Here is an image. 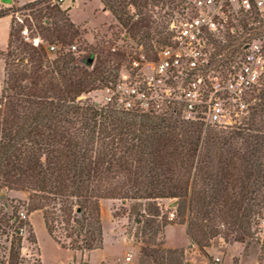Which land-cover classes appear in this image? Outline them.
<instances>
[{"label":"trees","instance_id":"16d2710c","mask_svg":"<svg viewBox=\"0 0 264 264\" xmlns=\"http://www.w3.org/2000/svg\"><path fill=\"white\" fill-rule=\"evenodd\" d=\"M99 1L127 30L121 39H130L147 52L167 45L170 31L144 9L160 4L173 9L188 7V0ZM131 6L138 8L140 16L130 13ZM23 7L29 10L34 25H22L18 30L12 19L2 52L13 56L23 47L31 67L18 65L24 57L12 58L2 88L9 111L0 125V196L4 187L30 188L28 213L43 211L41 200L51 202L53 210L43 211L46 230L62 248L71 250L102 247L99 199L116 198L147 200L156 216L160 215L157 199H177L175 212H189L187 234L201 250L207 246L203 240L219 232L200 221H215L213 212L221 213L238 234L237 240L244 241L256 218L264 214V77L254 90L247 113L226 127L187 120L178 104L165 103L160 111H141L95 101L82 103L78 100L82 94L115 82L120 68L110 63V54L101 58L93 52L81 57L83 66L77 64L70 47L81 50L72 40L78 30L69 17V7L63 8L56 0H34ZM13 11V7L1 9L0 17ZM252 23L250 31L264 38V22L254 19ZM25 26L32 37L46 40V46L59 42L68 48L49 51L54 55L50 58L42 43L24 40L21 29ZM113 54L117 60L124 55L120 51ZM132 58L126 59L128 63ZM90 66L91 70L86 68ZM20 75L30 76L31 84L23 85ZM19 211L13 208L11 215L0 221L1 231L5 226L17 235L27 226ZM140 219L136 216L134 221L140 223ZM58 221L65 226L68 245L55 235L54 223ZM149 221L143 223L148 232L146 242L159 247H141L140 264H183L182 250L161 248L169 222ZM160 230L163 243H153ZM15 243H20L19 237ZM12 251L9 264H21L18 247ZM261 251L262 263L264 246Z\"/></svg>","mask_w":264,"mask_h":264},{"label":"rangeland","instance_id":"374dc122","mask_svg":"<svg viewBox=\"0 0 264 264\" xmlns=\"http://www.w3.org/2000/svg\"><path fill=\"white\" fill-rule=\"evenodd\" d=\"M29 2H32V0H18L19 4L17 3L12 6L14 11L11 15L15 27L18 30L22 25H34L35 20L30 16L29 10L23 7V5ZM62 7H69V17L78 30V33L72 38V40L81 52H78L76 47L75 49L70 47V50L76 53L77 64L83 66L81 57L93 52L95 56L101 58H104L106 54H110V58H112L110 63L118 66V68H120L119 70L129 68L130 62L128 63V61L132 56L135 58L137 57L142 45H136L133 41L127 38L126 41L121 39L123 36H126L127 30L123 29L116 22L111 13L103 8V5L99 0H66L62 4ZM144 11L145 13L151 14L152 19L156 20V22H163L164 25L167 26L166 31H168L171 20L175 18L178 12H182L183 9H180V7L173 9L172 5L168 6L160 4L158 6L150 5L148 10L144 9ZM130 13L132 15L139 14V10L138 8L131 6ZM135 18H137V16H135ZM10 26L11 20L9 18L6 17L0 19V47H3L7 42L10 33ZM152 26H155V24L152 23ZM28 32L30 39L33 37H39H32L29 29ZM46 42V40L42 39V45L46 46ZM57 45L63 50L68 48L66 44L64 45L59 42ZM131 47H134L132 49L133 51H131ZM5 49L0 51V125L3 119L7 117L6 112L9 111V100L4 98L2 88L5 85L7 71L10 67L9 64L12 63V58L24 57L23 61L19 62L18 65L31 67L27 55L25 56L23 52V47L16 49V55L13 54V56H7L6 52L3 56L2 52H4ZM143 50H145L144 47ZM117 51L124 54L122 57L118 58V60L113 54ZM154 51L155 47L154 50L149 52L153 53ZM130 52L132 53L131 57L129 55ZM48 54L50 58L54 57L53 53L49 52ZM135 58H132V60ZM126 59L129 60L127 61ZM45 65L44 67H47ZM86 68L91 70L92 67L90 66ZM29 77L30 76L22 77L20 75L18 79L20 82L22 81L23 85L28 86L31 84V79H29ZM116 82L117 79L115 82L109 83L108 86H114ZM105 88H99L90 93L82 94L78 100L82 103L98 101L99 104H102V102L105 101ZM254 90L249 95L250 102L252 95L255 94ZM242 116L234 115V111L229 109L228 117L226 118L229 122L226 123L227 125L225 126H218L226 127L233 125ZM2 190L3 196H0V221L6 218L7 215H11L13 208H15L25 212L26 217L23 219H25L24 221L27 226L24 229L23 240L21 239V235H16L13 229L1 226L5 230H0V264H9V252L11 249L13 250L12 252H16L17 247L20 253L19 262L21 264H41L40 254L43 264H63L68 263L71 260L80 262L81 264H140L141 247H159L151 242H146L148 239L146 234L148 232L144 225L146 219L150 221L155 219L159 223H162V220L164 221V219H166L169 222L167 228L170 226L168 229L170 240V243L168 244L170 245L163 244L161 248L164 246L166 248L170 247V249L179 248L182 250L183 264H214L215 257L219 258V264H264V262L261 263L260 260V256L262 255L261 248L264 246V214L256 218V222L252 224V228L250 229V235L246 236L244 241H238L236 238V235L238 234L230 229L229 225L225 223L224 218L220 215L221 213L213 212L212 220L215 221H209L206 218L200 221H202V223L213 225L219 232L214 235L209 234L207 238L203 240L204 244L207 246L204 247V250H201L199 245L192 241L187 234V222L190 219L189 212L187 210L185 213L175 212L178 205L177 199H157L156 203L160 209L159 216L155 215L156 209L153 207L151 208V202L147 200L135 201L123 198L99 199L101 224L103 233H105L107 237V245L104 249H98L90 253L84 249L72 250L71 252L65 250V248H61L60 244L50 237L46 230L43 221V211L53 210L51 202L41 200L44 210H35L28 213L27 208L30 207L32 203V201L29 200V196L33 194V191L30 188L26 187L25 190H16L4 187ZM174 201L177 202V205L171 207L170 203ZM151 209L152 211L150 212ZM149 212L150 214H148ZM170 212H174L173 218H170ZM136 216L141 217L140 223L134 221ZM71 224L72 223L70 222L69 225ZM69 225H67L69 229L68 232H70ZM64 227L65 226L61 221L55 222L54 232L61 242L68 245L70 240L65 236L67 233L64 230ZM165 228L163 233L165 237L164 242L166 241ZM144 230H146V232ZM162 231L163 230H160V234H158L159 236L154 237L152 240L153 243H163ZM196 234L200 238L199 234ZM17 237L20 238V243L18 244L15 243ZM111 239L116 242L112 246L110 244ZM21 248L24 249V251L21 252ZM131 252L133 255L132 258L125 260L124 257H127ZM105 254H112L113 256L107 262L100 261ZM171 256L175 255L172 254ZM129 257L131 256L129 255Z\"/></svg>","mask_w":264,"mask_h":264},{"label":"built area","instance_id":"2783aa9c","mask_svg":"<svg viewBox=\"0 0 264 264\" xmlns=\"http://www.w3.org/2000/svg\"><path fill=\"white\" fill-rule=\"evenodd\" d=\"M56 1L62 6L66 0ZM254 19L264 22V0H188L170 22L168 44L153 53L142 46L129 68L118 71L115 85L105 88L101 105L160 111L165 103L178 104L185 119L220 126L229 122V109L245 115L249 95L264 77V38L250 31ZM21 32L25 40L42 43L40 37L30 39L26 27ZM19 216L26 214L19 211Z\"/></svg>","mask_w":264,"mask_h":264},{"label":"crops","instance_id":"0c3cea01","mask_svg":"<svg viewBox=\"0 0 264 264\" xmlns=\"http://www.w3.org/2000/svg\"><path fill=\"white\" fill-rule=\"evenodd\" d=\"M32 1H34V0H32ZM18 3V0H0V10L1 9H6V8H10V7H12L13 5H15V4H17ZM19 4V3H18ZM9 18L11 21H12V15L10 14V15H5V16H3V17H0V19H2V18ZM9 38V37H8ZM7 43H8V39H7V42L4 44V46L3 47H0V51L1 50H4L5 49V47L7 46ZM31 217V216H30ZM169 227L170 226H168V228H167V226H166V228H165V232H166V241H165V245L166 244H168V243H170V240H169V233H168V229H169ZM107 237H106V234L105 233H103V244H102V247L101 248H97V249H93V250H90V251H88V253H90V252H92V251H95V250H98V249H104L105 248V246L107 245V239H106ZM164 239H165V237H164ZM116 242H115V240L113 241L112 239H111V241H110V244H111V246L113 245V244H115ZM170 244H168V246H169ZM61 247V246H60ZM62 248V247H61ZM170 248V247H169ZM65 250H67V251H71L72 252V250H70V249H67V248H65ZM135 253V252H134ZM39 254H40V252H39ZM131 257L130 258H132V252L129 254ZM112 254H105L101 259H100V261H109L111 258H112ZM71 258H74V257H71ZM125 258V260H126V256L124 257ZM40 260H41V264H43V261H42V257H41V254H40ZM58 264V263H57ZM91 264V263H90Z\"/></svg>","mask_w":264,"mask_h":264},{"label":"water","instance_id":"95a60500","mask_svg":"<svg viewBox=\"0 0 264 264\" xmlns=\"http://www.w3.org/2000/svg\"><path fill=\"white\" fill-rule=\"evenodd\" d=\"M176 205H177V202H176V201L170 203V206H171V207H175Z\"/></svg>","mask_w":264,"mask_h":264}]
</instances>
